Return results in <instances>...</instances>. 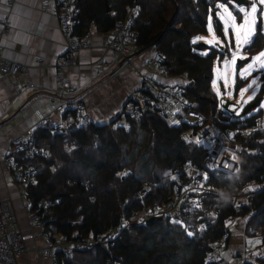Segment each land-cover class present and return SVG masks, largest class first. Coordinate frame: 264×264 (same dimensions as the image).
I'll return each instance as SVG.
<instances>
[{
	"label": "trees",
	"instance_id": "16d2710c",
	"mask_svg": "<svg viewBox=\"0 0 264 264\" xmlns=\"http://www.w3.org/2000/svg\"><path fill=\"white\" fill-rule=\"evenodd\" d=\"M68 1L76 10L77 38L90 28L100 33L111 31L129 6H137L132 51L144 47L161 50L166 55L165 73L188 79L183 86L186 90L182 91L187 103L201 114L213 113L217 105L210 86L211 73L214 59L222 53L210 50L201 54L199 50L205 45L193 39L206 32L207 17L215 3L231 0ZM215 24L216 32L222 36L216 19ZM262 49L264 34L258 17L246 52L252 55ZM246 80H237L236 92ZM121 115L123 125H118L117 120L102 125L89 121L77 129L60 132L52 126L37 127L30 135V141L46 148L48 153L20 156L18 161L35 168L32 182L26 187V202L28 211L36 215L50 239L75 240L110 234L131 212L167 201L174 180L165 186L163 177L170 173L173 178L172 172L184 161L203 165L207 151L185 141L182 134L187 124H170L150 111H144L139 121L124 117L123 111ZM257 117L254 114L244 118L246 124L242 127ZM236 153L242 159L238 160L239 180L260 181L264 131L242 140ZM209 181L225 193L234 187L233 180L221 174L209 173ZM146 187L148 192L140 196ZM233 213L224 196L207 194L195 208L179 216L131 225L105 247L72 250L68 255L57 251L56 260L58 264H227L223 260L207 261L206 254L226 231L225 218ZM238 216L245 221L244 230L246 223L256 219L258 236H262L259 243L264 246V190L250 195ZM201 220L205 225L200 230ZM240 264H264V258Z\"/></svg>",
	"mask_w": 264,
	"mask_h": 264
},
{
	"label": "built area",
	"instance_id": "2783aa9c",
	"mask_svg": "<svg viewBox=\"0 0 264 264\" xmlns=\"http://www.w3.org/2000/svg\"><path fill=\"white\" fill-rule=\"evenodd\" d=\"M39 4L42 10L50 5L57 18L65 48L55 62V76L64 86L66 93H72L75 87L67 84L65 71L80 64V50L91 45L89 35L80 38L74 35V26L77 24L76 10L68 0H39ZM137 11V6H129L125 16L116 20L113 29L105 33L100 44L104 52L112 55L115 63L124 59L123 65L131 66L140 78L138 88L130 95L122 109L124 117L139 121L144 111H150L165 121L168 118L174 120L173 124H187L188 128L182 134L185 141L193 142L207 151L203 165L194 166L190 160L184 161L180 168L172 172L173 192L167 201L152 208H142L131 212L127 218L121 219L120 224L110 234H97L86 239L52 240L42 230L41 223L33 213L28 214V230L23 231L10 206V199L3 197L0 199V264H17L20 256L29 254L35 255L36 264H58L57 251L68 255L72 250H92L95 247L108 246L129 226L145 224L148 219L154 217L179 216L184 211L195 208L201 198L207 194L224 196L234 211L225 218L226 231L218 241L211 244L206 254L207 261H218L222 258L226 240L230 238L235 226L244 221L238 216L241 206L246 203L250 195L264 190V168L260 181L241 182L239 180L240 166L236 153L242 140L256 132L264 131L261 119L257 117L251 124L242 127L246 124L243 121L244 118L235 116L232 104L223 108L220 103L208 116L193 109L181 91V87L186 84L169 87L160 82L159 77L164 75L163 64L166 61V55L161 50H150L142 60L141 66H135L132 58H127V55L132 52V41L136 38L132 25ZM28 70V65L6 59L2 55L0 46L1 77L5 75L23 77L28 75ZM52 104L55 111L62 113L63 119L60 124L53 126L56 132L74 130L88 123L85 105L81 99L65 96ZM47 153L46 148L36 145L30 141L29 137L20 135L1 155L11 180L25 199L26 187L32 182L35 168L31 164L22 165L17 156L25 158L34 155L44 156ZM209 173H218L231 178L234 182L233 190L229 193L219 190L213 182L209 181ZM147 192L146 187L140 196H144ZM25 207L28 208V205L26 204ZM204 225L205 222L201 220L198 223V229H203ZM256 239L260 242L262 236ZM258 257L264 258V247L256 251L243 252L235 258V264L252 261Z\"/></svg>",
	"mask_w": 264,
	"mask_h": 264
},
{
	"label": "crops",
	"instance_id": "0c3cea01",
	"mask_svg": "<svg viewBox=\"0 0 264 264\" xmlns=\"http://www.w3.org/2000/svg\"><path fill=\"white\" fill-rule=\"evenodd\" d=\"M87 34L91 45L80 50V64L65 71L67 84L75 87L72 93H66L55 76V62L64 51L65 41L51 6L42 10L39 0H0L2 55L29 67L28 75L23 77L0 76V199H10L15 218L24 231L28 230L27 202L1 160L3 151L22 134L30 137L37 127L60 124L62 113L55 111L52 104L60 97L81 99L88 122L102 125L117 120L118 125H123L122 108L139 85L140 78L131 66H119L100 47L105 33L90 28ZM149 52L134 56L133 64L141 66ZM159 80L169 87L188 83L185 76L167 75L165 71ZM258 117L264 124V114ZM240 225L235 226L222 252L227 264H235V258L245 252L248 242ZM254 244L256 249L264 247L257 239ZM17 264H36L35 255H22Z\"/></svg>",
	"mask_w": 264,
	"mask_h": 264
},
{
	"label": "rangeland",
	"instance_id": "374dc122",
	"mask_svg": "<svg viewBox=\"0 0 264 264\" xmlns=\"http://www.w3.org/2000/svg\"><path fill=\"white\" fill-rule=\"evenodd\" d=\"M219 2L220 1H217L215 3L214 7L211 8L212 12H210L207 17L206 32L193 39L195 43L205 45L203 46L204 49L199 50L201 54H206L210 50L222 53V56L217 54V57L214 59L211 73L210 86L214 96V104L218 105L225 101H231V107L233 110L235 109V116L246 118L258 114L261 117L264 114V67H261V63L264 62V57H261L260 61H254L253 58L257 57L261 52H264V49L249 55V53L246 52V46L254 36L258 17L261 18L262 32L264 34V11H262L264 5H261L259 0H255L257 11L252 13L251 16H248L252 31L246 42L244 32L247 31L248 26L245 28H239L238 26L245 24V17L251 12L254 0H246L247 3L244 5H237L233 1L223 4ZM241 8L245 9V11L241 12ZM229 13L231 15H229ZM215 19L220 23L222 36L216 32ZM237 33H239V42ZM233 50H235V52H233ZM240 57L242 61L237 63ZM247 57L250 58L244 61L243 59ZM249 64L253 65L251 69L248 68ZM238 79L247 80L236 92L235 85ZM249 85H252V87L250 88ZM261 89L263 90L261 91ZM185 90L186 88L184 89L181 87V91L184 92ZM249 97H251V99H249ZM258 97H262L260 104L251 109L249 113L243 115V109ZM167 122L173 124L175 121L168 118ZM237 156L239 161L242 160L239 153ZM213 174L217 175L218 173H212V175ZM172 180L173 178L169 173L168 176L163 177V184L167 186ZM255 221L256 219H252L246 223L244 238L248 243L246 244L245 251L257 250L254 241L259 237L260 230ZM242 226L243 224L240 225V230L243 233L244 226ZM219 260L223 259L221 258ZM219 262L221 263L222 261Z\"/></svg>",
	"mask_w": 264,
	"mask_h": 264
},
{
	"label": "water",
	"instance_id": "95a60500",
	"mask_svg": "<svg viewBox=\"0 0 264 264\" xmlns=\"http://www.w3.org/2000/svg\"><path fill=\"white\" fill-rule=\"evenodd\" d=\"M233 1H234L237 5H244V4L247 3L246 0H233ZM106 10L109 11V8L107 7ZM147 50H148V47H144V48H140V49H138V50H136V51H132L131 53H129V54L127 55V58H129V59H130V58H133L134 56H138V55H140V54L146 52ZM249 58H250V57H247L246 59H243V60L246 61V60H248ZM240 61H242L241 58H238L237 63H239ZM124 62H125V60L123 59V60L119 61L118 65H119V66H122V65L124 64ZM261 100H262V97H258L257 99H255L254 101H252L251 103H249V104L243 109L242 114L244 115V114H246V113H249V112L251 111V109L257 107V106L260 104ZM228 104H232L231 101H225L224 103H221V105H222L223 108H227ZM161 218H162V217H154V218H150V219H148V220L146 221V224H150L151 222L156 221V220H160ZM243 222L245 223V221H243ZM243 222H242V224H243V226H244L245 224H244ZM243 226H242V227H243Z\"/></svg>",
	"mask_w": 264,
	"mask_h": 264
},
{
	"label": "snow or ice",
	"instance_id": "6c2138e0",
	"mask_svg": "<svg viewBox=\"0 0 264 264\" xmlns=\"http://www.w3.org/2000/svg\"><path fill=\"white\" fill-rule=\"evenodd\" d=\"M259 3H260L261 5H264V0H259ZM240 11H241V12H244L245 9L241 8ZM256 11H257V8H256L255 0H254V3L252 4V7H251V12H249V13L246 15V17H245V24H241V25L238 26L239 28H245L246 26H248L247 31H246V33H245V41H246V42H247L248 36L251 34V31H252V28H251V26L249 25L248 16H251L252 13H255ZM262 11H264V9H262ZM229 15H231V14L229 13ZM233 19H234V18H233ZM253 23H254V21H253ZM226 32H227V29H226ZM237 35H238V42H239V33H237ZM261 57H264V52H261L257 57H255V58H253V59H254V61H260V60H261ZM234 58H235V57H234ZM252 67H253L252 64H249V65H248V68H249V69H251ZM261 67H264V62L261 63ZM253 83H255V82H253ZM249 87L251 88L252 85H249ZM249 99H251V97H249Z\"/></svg>",
	"mask_w": 264,
	"mask_h": 264
},
{
	"label": "bare ground",
	"instance_id": "6f19581e",
	"mask_svg": "<svg viewBox=\"0 0 264 264\" xmlns=\"http://www.w3.org/2000/svg\"><path fill=\"white\" fill-rule=\"evenodd\" d=\"M23 135V134H22Z\"/></svg>",
	"mask_w": 264,
	"mask_h": 264
}]
</instances>
